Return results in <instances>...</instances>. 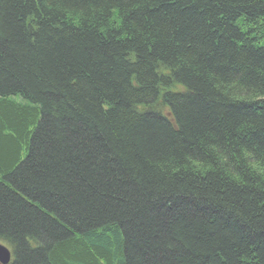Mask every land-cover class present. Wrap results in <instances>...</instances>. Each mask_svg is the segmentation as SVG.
Returning <instances> with one entry per match:
<instances>
[{
    "label": "trees",
    "instance_id": "trees-1",
    "mask_svg": "<svg viewBox=\"0 0 264 264\" xmlns=\"http://www.w3.org/2000/svg\"><path fill=\"white\" fill-rule=\"evenodd\" d=\"M8 264H264V0H0Z\"/></svg>",
    "mask_w": 264,
    "mask_h": 264
},
{
    "label": "water",
    "instance_id": "water-1",
    "mask_svg": "<svg viewBox=\"0 0 264 264\" xmlns=\"http://www.w3.org/2000/svg\"><path fill=\"white\" fill-rule=\"evenodd\" d=\"M10 250L0 243V264H8L10 261Z\"/></svg>",
    "mask_w": 264,
    "mask_h": 264
}]
</instances>
